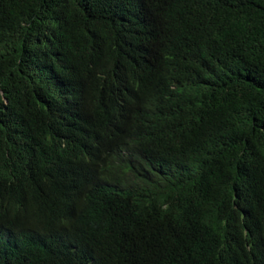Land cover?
Returning <instances> with one entry per match:
<instances>
[{"label":"trees","instance_id":"1","mask_svg":"<svg viewBox=\"0 0 264 264\" xmlns=\"http://www.w3.org/2000/svg\"><path fill=\"white\" fill-rule=\"evenodd\" d=\"M0 264H264V0H0Z\"/></svg>","mask_w":264,"mask_h":264}]
</instances>
